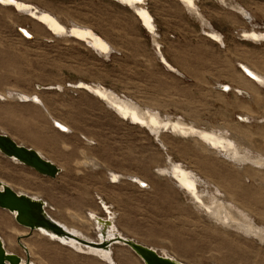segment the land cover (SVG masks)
Returning a JSON list of instances; mask_svg holds the SVG:
<instances>
[{
	"label": "rangeland",
	"instance_id": "374dc122",
	"mask_svg": "<svg viewBox=\"0 0 264 264\" xmlns=\"http://www.w3.org/2000/svg\"><path fill=\"white\" fill-rule=\"evenodd\" d=\"M178 1L146 0L144 6L152 14L150 6L156 4L159 28L170 33L165 35V45L171 59L188 70L198 64L205 71L206 66L207 78L203 75L202 79L207 81H191V75L184 76L181 71V75L171 71L178 76L169 73L158 57L157 45L162 52L164 43L153 14L155 33L140 22L133 7L122 1L32 2L57 13L67 24L75 21L93 28L113 45L108 57L83 40L51 33L11 5L0 6V92L13 90L14 96L0 99V132L20 143L43 146L48 156L63 161L66 167L51 178L0 153V181L45 199L53 218L78 229L86 239L90 236L101 242L91 214H110L114 216L115 232L184 264H264V242L258 239L224 235L228 238L222 244L215 242V237L201 241L204 229L208 237L222 233L211 228L215 221L195 208L190 195L157 169L168 165L167 156L195 169L202 179L206 177L232 193L253 212L258 223L264 222L263 171L255 172L248 166L239 172L221 158L208 159L194 140L169 131L161 134L163 147L148 128L123 119L104 98L88 89L69 86L76 81L100 84L162 116L180 117L209 130L229 129L252 153L264 155V85L248 81L237 64L241 60L264 74V40L255 42L243 35L244 29L264 30V0H195L197 13ZM234 6L243 7L252 18L236 12ZM18 26L34 30L33 38L24 37ZM209 29L220 34L221 40L210 38L205 33ZM216 82L242 84L244 90L252 91L250 95L255 94L249 97L224 92ZM18 92L38 94L42 105L30 100L23 103L17 98L21 94ZM42 99L50 103V110L42 108L46 107ZM238 116L249 118L246 121ZM54 119L64 122L66 131L54 127ZM110 171L122 175L118 182L109 179ZM246 174L250 177L245 180ZM129 176L140 177L148 187H140ZM97 196L111 206L108 215ZM23 231L26 228L0 208V232L7 248L25 257L18 240L28 244L34 264H143L121 243L111 247L113 258L108 260L84 246L79 247L81 250L72 246L83 251L80 254L37 231L27 236Z\"/></svg>",
	"mask_w": 264,
	"mask_h": 264
},
{
	"label": "bare ground",
	"instance_id": "6f19581e",
	"mask_svg": "<svg viewBox=\"0 0 264 264\" xmlns=\"http://www.w3.org/2000/svg\"><path fill=\"white\" fill-rule=\"evenodd\" d=\"M118 1H122L125 3V5L128 4L131 7H133L134 10L136 11L135 15L137 14V17L139 18L140 22L145 27H147L151 32L155 33L156 29H155V24H154L152 14H150V12L144 6L146 0H118ZM179 1L178 2L185 5V7H187V9L189 11H194L197 13V7L195 4V0H192V4H189L187 2V0H179ZM219 1L224 2L225 0H219ZM8 5L13 6L15 10H17L18 12H20L22 14H25V16L26 15L29 16L32 20H34V22L41 24L42 26L47 28L51 33H54L56 35H61L62 37L64 36V38L66 36H73V37L77 38V40L78 39L83 40L84 43H87L95 51H97L98 53H100L101 55H103L105 57H108L110 55V53L113 51V45L106 38L99 36L97 34V32L95 30H94L95 31L94 32L92 30L93 28H91L89 26L82 25L78 22L69 21V20H68L69 24H67L66 23L67 21L64 22L63 21L64 19L62 18L63 19L62 20L60 15H58L57 13H54V12L47 10V9L40 8L37 5L33 4L32 2H29L26 0H0V6L7 7ZM20 5H23L24 7H21ZM28 5H31V7H27ZM227 7H229V6H227ZM234 9L235 10L237 9L238 11L242 12V14H244V16H246V18H248V20L252 18L251 14L248 11H246L243 7L234 6ZM237 10H236V12H237ZM141 13H144V15H141ZM206 24L209 25L208 23H206ZM203 28H204V26H203ZM27 30L31 34H35L34 30H33L34 32L32 30H29V29H27ZM76 33H78V34H76ZM205 33L212 39L221 40V38H222L220 36V34H218L213 29H209V31H206ZM243 35L245 36V38L247 37L248 39L254 40L255 42L264 40V30H258V29H254V28H252L250 30L244 29ZM52 36H54V35H52ZM32 37H33V35H32ZM80 40H78V41H80ZM155 41H159V40L155 39ZM155 41H153V42L155 43ZM157 46H158V48H157L158 49L157 50L158 51V57H159L161 63L168 70L180 74L181 72L178 69H176L173 65H171L166 60L165 56H163L162 52L160 51L159 45H157ZM237 64L239 66L241 65L243 67L244 70L241 68L242 69L241 73L243 74V76L248 81L256 84V86L257 85H259V86L264 85V74L259 73L255 67L249 65L248 63L237 62ZM247 73H251V75H253L254 78H251ZM216 84L220 90H222V88L225 89L224 92L235 91V92H238L239 94L244 95V94H249L248 92L250 91L249 90L247 92V89L244 90V88L241 87L242 84L241 85L238 84V86L231 85V84H225V83H221V82H216ZM69 86H73L77 89L78 88L88 89L92 93L104 98V100H106V102L109 105L113 106V108L118 112V114L121 117H123V119L124 118L130 119L132 122L138 123V126L141 125V126H145L146 128H148L150 130V132L156 137V140L163 147H165V146H164V142L162 140L161 134L165 131H169L170 133H173L175 136L182 137L185 139L194 140L197 148L206 152L208 159H210L214 156L221 158L222 160L227 161L228 163L232 164V166L239 172H243L244 170L247 169L248 166L253 167L254 170H256L255 172H259V173L262 171L264 172V155L252 153V151L249 148H247L243 143H241L240 141H238L236 139L237 135H235L232 131L230 132L229 129L224 128V129L209 130V129L200 128L196 124H194L192 122L185 121L180 117H177L175 119H171L168 116L167 117L162 116V114L159 111H155L154 109H149V108L148 109L141 108L135 103L136 101L133 102L130 99H124V98L120 97L121 95H119V93H118V95H119L118 96L113 91H111L112 89L109 90L110 88L107 89L100 84H91V83L84 82V81H76L74 83H70ZM61 87L63 88V86H61ZM11 91H13V90H9V92L7 90L5 92H0V99L5 100L6 98H9V97L11 98V96L14 97L13 95H11ZM250 92H252V91H250ZM18 93H21V94H18V97H17L20 100H23V101L30 100L36 104H39V105L42 103L41 98L36 93H33V94H25L23 92H18ZM253 94H255V93H253ZM252 95H250V96H252ZM248 118H249V116H241L240 119L247 121ZM52 124L57 129L61 130V132H62V130L66 131L67 127H66V124L64 122H61L57 119H54V120H52ZM220 128H221V126H220ZM253 150H254V148H253ZM167 158H168V162H169V163H167L168 165L165 166L164 168H158L157 169L158 173L162 174L163 176L166 175L167 177L171 178V180L173 179L175 181V184L177 185L178 189H181V190L185 191L188 195H190L195 208L197 210H201L202 214L205 213V214L209 215L215 221V222H212L213 225H211L212 226L211 228H214L215 230H219L222 233L219 235L211 234L212 236L210 235L208 237V235L206 234V231L204 229L203 237L201 238V241L207 242V238L208 239L210 238L209 240L211 241L212 240L211 237H215L214 241L222 244L228 238V237L226 238V236L224 237V235H227V236H233V237L238 236V237L249 238L250 240L258 239L260 241V243L264 242V222L263 223L256 222L253 212L248 207H246L245 205L240 203L238 200H236V198L234 197V195L232 193H230L227 189L223 188L220 184H218L214 181L213 182L211 181L212 183L208 182V180H205L206 177L204 179H202L200 177L201 174H200V176H198V172H196L195 169L188 167L181 162L173 161L172 160L173 158L171 159L170 156H167ZM90 164H92V163H90ZM96 168H97V166H96ZM121 177H122L121 174H118V173L112 172V171L109 172V179L112 182H118ZM129 177H130L129 180L137 182V184L140 187L147 188L149 185L148 183L144 182L145 180L141 179L140 177H137V176H129ZM249 177L250 176L247 174L244 175L245 180L249 179ZM209 180H210V178H209ZM254 181H255V179H254ZM142 182L145 183L144 186L140 185V183H142ZM202 185L204 186V188L201 189ZM32 196H34V195H32ZM34 197H36V196H34ZM104 205L107 208L106 204H104ZM95 215H97V214L96 213L91 214V216H92L91 218L94 221V223H95V220H94ZM109 217L111 219L114 216L111 217V215L109 214ZM85 219H86L85 221H90V219L88 217H85ZM55 220H57V219H55ZM57 221L60 222L61 224L65 225V227H67L70 231H72L75 234H77L78 236H80V233L77 231L78 229L76 230L74 228L68 227L67 224L63 223V221L62 222L59 220H57ZM111 221L113 222L112 219H111ZM115 226H114V222H113L111 227H110L111 229L109 228V233H108L107 238H111V237L115 236L116 234H119V235L125 236V237L127 236L126 234L124 235L122 233L115 232ZM26 231H27V229H26ZM26 231H23L22 234H25ZM38 233H40V232H38ZM40 234H42V233H40ZM42 235H44V234H42ZM86 235H88V234H86ZM82 238H85V237H82ZM89 238H88L89 241L97 242L96 241L97 239L92 240L90 236H89ZM99 241L102 242L103 238L100 237ZM231 242H233V241H231ZM118 243H121V242H118ZM68 244L73 246V247H76V248L84 246V247H86V250L88 248V249H90V251H93V252L97 251L102 255V257H104L108 260H111V257H112L111 256V253H112L111 248L109 250H105V249H102L99 247L86 246V245L79 243V242H76V241H70ZM25 245L29 248V252H31V248L29 247V245L28 244H25ZM262 245H263V243H262ZM154 249L157 250L156 248H154ZM161 255L166 256V257H170V258H175V257H173L167 253L161 252Z\"/></svg>",
	"mask_w": 264,
	"mask_h": 264
},
{
	"label": "water",
	"instance_id": "95a60500",
	"mask_svg": "<svg viewBox=\"0 0 264 264\" xmlns=\"http://www.w3.org/2000/svg\"><path fill=\"white\" fill-rule=\"evenodd\" d=\"M17 30L26 38H33L32 34L26 28L18 26ZM240 67L243 69L241 65ZM247 74L251 78H254L253 75H250L249 73ZM222 90L225 91L223 88ZM238 118L240 119V116H238ZM0 153L12 161L34 169L43 176L55 178L62 172L61 167L46 158L38 150L16 141L4 132H0ZM144 184V182L140 183L141 186H144ZM97 198L105 213L108 215L107 208L111 209V206H109L101 196H97ZM104 204H106L107 208ZM0 208L9 211L19 225L29 230L24 236L37 231L74 250L75 248L68 244L70 241H76L86 246L99 247L105 250H109L113 245L121 242L122 245L127 246L132 252H134L144 264H184L175 258L161 255L153 247L138 242L129 236L125 237L116 234L111 238H107L109 228L113 223L109 216L105 217L99 214L94 216L96 224L94 229L96 234L103 238L102 242L89 241L82 238L70 231L65 225L55 220L49 214L45 199L34 197L25 192H19L2 181H0ZM18 242L23 248L26 258H23L16 252L9 251L0 235V264H34L30 259V253L27 246L20 240H18Z\"/></svg>",
	"mask_w": 264,
	"mask_h": 264
},
{
	"label": "crops",
	"instance_id": "0c3cea01",
	"mask_svg": "<svg viewBox=\"0 0 264 264\" xmlns=\"http://www.w3.org/2000/svg\"><path fill=\"white\" fill-rule=\"evenodd\" d=\"M29 1H31V2H34V1H36V0H29ZM156 5V4H155ZM155 5H153V4H151V6H150V8H151V10H152V14H153V16H154V20H155V22H156V27H157V30H158V33H159V38H160V40L164 43V45L162 44V52H163V54L165 55V58L169 61V63L171 64V65H173V66H175L179 71H181L182 72V74L185 76H189V75H191V76H193V77H195L194 79L193 78H191V76H190V80L191 81H193L194 80V82H202V81H207V71H206V66H205V71H204V67H202V65L201 66H199L198 64H196V65H194L193 67H195V68H193L192 66H190V68H189V70L188 69H186V67L185 68H182V67H180V65L179 64H177L176 62H174L172 59H171V57L169 56V54H168V52H167V49H168V46H167V44L165 45V43H166V41H167V38L165 37V35H170V33H168L167 31H163L162 29H160L159 28V25H160V21L158 20V15H157V11L155 12ZM244 19H246V18H244ZM162 25V24H161ZM202 26V25H201ZM200 54V53H199ZM198 55V54H197ZM201 57V55H199V58ZM197 58H198V56H197ZM236 59L238 60L239 58H237L236 57ZM237 62H243V61H241V60H238ZM198 66H199V68H198ZM196 68L197 69H199V70H196ZM194 69V70H193ZM168 71V70H167ZM204 71V72H203ZM169 73H171V74H173V75H175V76H178L177 74H174L173 72H171V71H168ZM197 72H199V75L197 74ZM202 73H204V74H202ZM203 75L206 77L205 79H202V77H203ZM200 78H199V77ZM247 96H250V94H248ZM42 101H43V99H42ZM21 102H23V101H21ZM44 102V101H43ZM23 103H29L28 101H24ZM49 105H50V103L49 102H44V106H46V107H42V108H44V110L46 111V109L45 108H47V111L48 110H50L49 109ZM8 134V133H7ZM9 135V134H8ZM11 136V135H10ZM12 137V136H11ZM12 138H14V137H12ZM15 139V138H14ZM17 141V140H16ZM24 145H26V146H29V147H32V148H34V149H36V150H38L42 155H45V157L46 158H48V159H50L51 161H53L55 164H57L59 167H61L62 168V172L65 170V163L63 162V161H59V159H54V158H52V157H50V156H48L47 155V153L43 150V146H41V147H37V146H35V145H27V144H25V143H23ZM64 160V159H63ZM164 203H166V202H164ZM113 205V204H112ZM166 205V204H165ZM0 235H1V237L3 238V236H2V234H1V232H0ZM3 240H4V242H5V239L3 238ZM5 244H6V242H5ZM63 245V244H62ZM7 247V246H6ZM28 248V247H27ZM8 249V248H7ZM9 250V249H8ZM28 250H29V248H28ZM74 250V249H73ZM10 251V250H9ZM76 251V250H75ZM14 252V251H13ZM77 253H80V254H84V253H81V252H79V251H76ZM17 253V252H16ZM30 253V252H29ZM20 256H22L23 258H26V254H25V257L23 256V255H21L20 253H18ZM30 259H31V254H30Z\"/></svg>",
	"mask_w": 264,
	"mask_h": 264
},
{
	"label": "snow or ice",
	"instance_id": "6c2138e0",
	"mask_svg": "<svg viewBox=\"0 0 264 264\" xmlns=\"http://www.w3.org/2000/svg\"><path fill=\"white\" fill-rule=\"evenodd\" d=\"M189 4H192V0H187ZM21 7H24L23 5H20ZM27 7H31V5H28ZM141 15H144V13H141ZM78 34V33H76ZM251 75V73H249ZM142 122V121H141Z\"/></svg>",
	"mask_w": 264,
	"mask_h": 264
}]
</instances>
